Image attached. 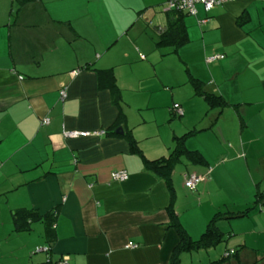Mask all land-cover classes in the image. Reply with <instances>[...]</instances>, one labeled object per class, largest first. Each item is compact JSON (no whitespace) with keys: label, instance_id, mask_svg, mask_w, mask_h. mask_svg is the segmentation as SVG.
I'll list each match as a JSON object with an SVG mask.
<instances>
[{"label":"crops","instance_id":"obj_1","mask_svg":"<svg viewBox=\"0 0 264 264\" xmlns=\"http://www.w3.org/2000/svg\"><path fill=\"white\" fill-rule=\"evenodd\" d=\"M169 1L0 0V264H170L180 244L171 195L145 160L170 155L191 131L185 146L199 162L183 156L172 176L186 232L197 241L217 214L247 213L219 220L223 240L182 252L179 264H264V0L197 4L196 15ZM173 20L185 41L159 45ZM172 55L187 66L175 85ZM214 55L224 57L208 62ZM194 80L229 105L210 107ZM141 111L158 125L180 121L149 142ZM114 171L129 179L113 181ZM189 174L204 177L196 190ZM30 210L38 218L17 216L18 229L13 214Z\"/></svg>","mask_w":264,"mask_h":264},{"label":"trees","instance_id":"obj_2","mask_svg":"<svg viewBox=\"0 0 264 264\" xmlns=\"http://www.w3.org/2000/svg\"><path fill=\"white\" fill-rule=\"evenodd\" d=\"M26 1H29V0H26ZM172 11L181 13V11H176V10H172ZM243 21H244V18L242 17L238 20V24L243 25ZM184 41L185 39H184V36L182 35V28L179 26L177 21L173 20L171 21V26H170L169 31H167V33H165L162 36V39L160 40L159 45L176 44L178 46V45H181ZM109 72H110V76L114 83L115 77L111 71ZM193 84H194V87L197 93L205 98V100L208 102L210 107L213 108L215 105H219L221 108H224L225 106L229 105V103L226 100H224L222 97L217 96L215 94H211V93L208 94L206 92H203L201 90L202 82L194 80ZM113 93L116 95H119L118 89H114ZM182 115L177 114V116L179 117H181ZM193 133H196V132L191 131L187 133L186 135L177 138V145L174 151L169 156H162L160 158L153 159V160H149V159L145 160L146 169L150 172L155 173L156 175H158L160 178L164 180V182L166 183L169 189L170 195H171V201L168 207V212L171 218V227L176 229V231L179 234L180 244L173 252L170 264H179L180 254L184 251H191L193 249L202 248L203 246L204 248H208V246L218 244L219 242L223 240V233H221V231L219 230L217 226V222L221 220L222 218H226V217L228 219L243 217L247 213V211L236 212L228 216H226V214H221V213L217 214L208 224L205 233L197 241H194L190 237V235L186 232V230L180 223L179 218L175 214V210H174L175 190L172 184V181H173L172 176H173L176 165L180 162L183 156L188 157L194 162L198 161V158H197L198 153L188 150L187 147L185 146L187 138L191 136ZM126 138L128 139L130 143L132 152L142 155V150L139 146V143L135 139L131 131H129L126 134ZM19 215L21 217L22 216L24 217L25 223H28V221H32L34 218H38L39 214L33 210L25 211L22 213H19V212L14 213L13 214L14 222L18 229L22 228V225L19 223V220L17 217ZM45 217L47 218L48 215H46ZM53 225H54V222L51 221L49 228H52V230H53ZM47 250L49 251L50 249H47Z\"/></svg>","mask_w":264,"mask_h":264},{"label":"built area","instance_id":"obj_3","mask_svg":"<svg viewBox=\"0 0 264 264\" xmlns=\"http://www.w3.org/2000/svg\"><path fill=\"white\" fill-rule=\"evenodd\" d=\"M230 0H170L168 2V8L176 11L186 12L190 15H196V5L202 4L205 7L206 11H210L212 8L222 5L226 2H229ZM223 55H214L207 59L208 62H212L215 60H218L220 58H223ZM79 73V70H75L72 72L73 75H77ZM62 99H65L67 96V92L65 89H62L61 92ZM174 110L177 112V114L182 115L183 110L178 104L174 105ZM49 119L46 118L43 120V122L46 124L48 123ZM66 137L69 138H75L79 136H86L89 135L88 132H79V131H66L64 134ZM111 178L113 181H126L129 179V175L125 171H114L111 174ZM204 180L203 176L197 175V174H189L186 176L185 179V186L189 188L190 190H196L197 186L201 181ZM137 245L129 242L127 244V248H136ZM42 249L38 248L37 251H41ZM228 255V254H227ZM58 264H70L68 261V258H63L58 262Z\"/></svg>","mask_w":264,"mask_h":264},{"label":"rangeland","instance_id":"obj_4","mask_svg":"<svg viewBox=\"0 0 264 264\" xmlns=\"http://www.w3.org/2000/svg\"><path fill=\"white\" fill-rule=\"evenodd\" d=\"M172 57L174 58H171V62H169V70L171 72V82L173 83V85L175 84H180L182 82V80L180 81V78H183V80L185 79V75H186V65L184 63H182L178 58V60L175 58V56L172 55ZM158 68V67H157ZM159 68H161V66H159ZM181 89L183 90V87H176V88H173L171 89L173 91V93L176 94V97H179L180 94H181ZM159 96V93L157 94ZM165 96H168V94H166ZM163 97V96H162ZM158 97V101L164 103L166 100L165 98L163 97ZM173 104V103H172ZM158 113H161L160 112V109L157 110ZM140 117L141 118H147L146 122H144L140 128H144L145 129V134H149L151 137V139L149 140L150 141H153V140H157V138L159 139V137H157V132L159 131L160 129V137L165 139L167 137V135L169 134V131L172 130L171 128V124L175 121H180L178 117H174V119L172 121H169V119H171V116L168 117V119L165 117L166 121L163 123V125H158L152 120V112H149V111H141V113H139ZM143 116V117H142ZM165 119H162L160 117V114H158V120L159 122H162L164 121ZM140 120V119H139ZM143 122V121H142ZM174 125V123L172 124V126ZM169 156V154L167 155Z\"/></svg>","mask_w":264,"mask_h":264},{"label":"water","instance_id":"obj_5","mask_svg":"<svg viewBox=\"0 0 264 264\" xmlns=\"http://www.w3.org/2000/svg\"><path fill=\"white\" fill-rule=\"evenodd\" d=\"M117 132L124 133V131H123V129H122V128L118 129V130H117Z\"/></svg>","mask_w":264,"mask_h":264}]
</instances>
